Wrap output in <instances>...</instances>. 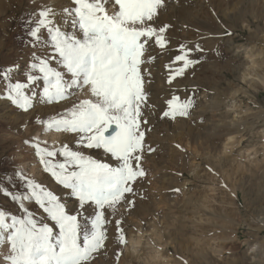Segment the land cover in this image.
I'll return each mask as SVG.
<instances>
[{
  "label": "snow or ice",
  "instance_id": "obj_1",
  "mask_svg": "<svg viewBox=\"0 0 264 264\" xmlns=\"http://www.w3.org/2000/svg\"><path fill=\"white\" fill-rule=\"evenodd\" d=\"M165 10L166 0H70L59 12L38 5L24 21L30 46L44 51L33 52L24 81L13 79L18 65L0 71L3 96L25 112L39 104L62 105V112L39 123L73 134L80 148H49L38 139L33 147L44 170L84 213L91 207L95 215L90 225L82 223L42 181L13 173L20 183L8 178L0 193L16 204L14 212L0 208V246L10 243L8 264H93L107 240L106 209L135 205L136 185L147 175L143 157L155 151L145 140L146 112L155 107L149 66L157 58L154 50L169 44L170 25L161 22ZM194 51L203 49L181 46L168 65L169 83L200 62L190 58ZM194 104L173 95L160 118L188 117ZM81 149H102L116 166ZM121 223L115 221L126 242Z\"/></svg>",
  "mask_w": 264,
  "mask_h": 264
},
{
  "label": "rangeland",
  "instance_id": "obj_2",
  "mask_svg": "<svg viewBox=\"0 0 264 264\" xmlns=\"http://www.w3.org/2000/svg\"><path fill=\"white\" fill-rule=\"evenodd\" d=\"M37 2V0H24L21 6L18 1L12 10L0 17V23H3L0 29V71L12 65H18L19 69L12 73L14 80L24 81L30 70L33 52L44 51L42 47L33 49L30 46L24 24L29 14L36 10ZM177 2L179 3L178 0ZM66 3L69 6L70 0H66ZM217 4L219 3L215 0L212 5ZM218 20L223 21V25H218L219 29H217L222 35L216 36L219 41L212 42L210 40L212 38H207L209 40L206 44L200 45L203 51H194L190 58L200 61L201 55L207 54V71H210L207 82L216 86L225 95L231 94L232 90L241 89V91L235 96V101L228 99L221 111L215 113L209 110L205 120L208 125L209 122L216 123L223 117L226 118L227 123L234 121L237 125L246 124L249 130L244 134L239 145L229 148L226 155H221L222 148L217 150L208 148L206 152H202L199 149L195 150L186 141L182 144L183 148H178L179 146L171 139V131L175 128V122L182 117L178 116L175 120L169 119L170 134L167 132L164 136L162 133L158 139L166 138L167 147L171 146L172 152L179 151L178 159L180 161L183 157L185 169L195 166L193 170L199 173L198 179L194 172H181L184 169L181 166L183 162L171 163L170 156L164 157L163 153V155L158 153V141L153 140L155 146L149 144L146 133V146L151 145L155 151L146 152L143 157L142 166L147 175L136 185V195L133 197L135 205L129 207L121 203L115 210L106 209L105 215L110 221L107 224V240L104 250L93 264H121L126 249L130 245L128 241L130 231L133 229L131 226L135 227L140 223L144 227L156 224L161 236H158L160 238L158 240H155L158 237H154L153 242L148 241L151 233L145 235L139 253L133 257V264H264V86L243 82L240 78L243 71L249 67L247 63H251L249 59L251 56L256 64L259 62L264 66V53L261 52V55L255 56V53L260 51L259 47L262 48L259 42H262L264 36V22L259 23L250 18L251 28L242 29L241 24L233 26L231 22L223 18ZM170 27L167 33L169 40V32L173 30V26L170 25ZM177 45L179 50L176 52L180 51L184 43L168 44L167 49L175 50ZM161 57L162 54L158 53L157 61ZM205 62H199L193 66L192 72L196 74V67L203 66ZM151 65L153 66L152 62ZM255 66L254 71L258 70L261 73L263 68ZM230 67L238 68L236 69L238 71L230 74ZM213 71L216 73L213 74ZM188 76L189 73L186 71L176 80L177 83L183 85ZM195 91L186 85L168 96V99L173 95L181 99L187 97L194 99V107L186 118L188 122L195 114L202 111V106L209 108L208 105L213 96L210 89L207 90V96L203 89ZM3 92L4 82L0 80V178H2L0 193L8 187V178H12L15 184L20 183L18 178L13 177V173L22 172L29 178L42 182L44 176L48 177L50 189L61 196L65 205L74 206L73 214L79 213L82 223L86 221L91 224L95 215L93 209L90 207L87 213L81 210L78 200L70 196L68 190L63 189L44 170L33 147V142L38 139L42 145L46 142L49 148L59 149L62 144L67 143L73 149L80 148L76 141L70 143L60 141L61 138H69L73 134L49 130L39 123V120L45 116H54L58 111L62 112L63 107L60 104H39L25 112L7 101ZM51 112L55 113L50 114ZM26 118L30 123L27 124L28 126H24ZM53 132L59 135L54 142L42 141V136H53ZM81 150L94 159L107 163L113 162V158L110 159L102 149ZM60 159L62 157H57V160ZM163 176L173 180L171 189L166 191L160 182ZM64 196L68 201L63 199ZM191 196L196 204L185 211L184 201ZM168 198H173L175 201L166 205L164 201ZM144 205L147 207L146 211L143 210ZM28 206L33 205L28 204ZM0 208L14 212L16 204L0 194ZM86 216L90 218L83 220ZM117 220L122 222L120 227L123 229L126 242L120 240V232L115 225ZM140 230L142 232L143 227L137 229V232ZM6 242L0 246V264H8L4 257L10 252V243ZM111 242L117 246L116 249H113ZM155 247L160 249L156 250ZM158 250L160 257L152 259V256L156 255L155 251ZM147 256H151L149 263L144 260Z\"/></svg>",
  "mask_w": 264,
  "mask_h": 264
},
{
  "label": "bare ground",
  "instance_id": "obj_3",
  "mask_svg": "<svg viewBox=\"0 0 264 264\" xmlns=\"http://www.w3.org/2000/svg\"><path fill=\"white\" fill-rule=\"evenodd\" d=\"M18 1H19V5L21 4L22 6L24 0H0V17L3 14H7L8 11L12 10L15 6V3L16 2L18 3ZM37 1H38L37 2L38 5L47 4L53 6L57 12H59L61 8L68 6L66 0H37ZM178 1L179 3L177 2V0H166V10L163 13L162 16L163 18L161 17L162 23H167L173 26L172 28L173 30L169 32V36H170L169 44L171 45L184 43V46H187L186 48H188L189 46L194 47L195 45L200 46L202 44H206V41H208L210 38H212L210 39L212 42H214V40L215 42H218L219 39L216 36L217 35H219L220 37L222 36L219 33V31H217V29H219L218 25L219 26L223 25V21L218 20L219 18H223V20L226 21L228 20L229 22L232 23L233 26L237 24H241L242 29L251 28L250 26L252 23L250 21V18L252 19V21L257 20L259 21V23L264 22V0H217V3L219 4H217L216 6L212 5L213 1L215 0H178ZM2 27H3V23H0V29ZM262 39H263L262 42H259L262 48L259 47L260 51H258L257 54L255 53L256 57H258L257 55H261L260 54L261 52L264 53V36L262 37ZM178 46L179 45H177L175 50H169L167 48L164 50H160L156 48L153 52V54L156 57L158 53L159 54L161 53L162 57L158 61L156 58V61L152 62L154 67L151 64L149 66V70L154 77V78L151 77V85H150L151 102L155 101L154 103L155 107L151 109L150 112H146L149 121L146 127L150 129L149 131H146L147 136L149 137V144L155 146L153 140H155V142L158 141L159 144V146H157L158 153H161V155L164 154V157H166V155L170 156L169 161H171V163L178 164L180 163V161L183 162V164L185 163L183 157L182 158L180 157L181 160L179 161L178 159V156H180V154H178L179 151L178 153H175V151L172 152L173 150H170L171 146L170 148L167 147L166 138L158 139V137H161L160 135L162 133H164V136H166L167 132L168 134H170L169 129L171 123L169 122V118H163V119L160 118V110L162 107H164V101L168 99V96L177 92V90H180L181 87H185L187 85L196 91H198L199 89L205 90L204 94H206V96H207V90L210 89L211 93H213V96L210 101V105H208L209 108H207L206 106H202L201 107L202 111L199 114H195L194 116L192 115L193 117L191 116L192 119L189 120L190 122L186 121L187 117H182V119H179L177 122H175V128L171 131V139L179 146V147L177 146L178 148L181 147L183 148L182 144L184 141H186V143L188 145L191 144L195 150L199 149L202 152H206L208 148H213V149L216 148L215 150H217V148H222L220 154L226 155L229 148L232 149L234 146L240 144V142L244 138V134L247 132V130H249L248 126L246 124L237 125L234 121L227 123L226 118L223 117H221L219 121H217L216 123L209 122V124L207 125V121L205 120V118L209 110H212V112L215 113L221 111V108L225 106L226 101L228 99L229 101H235V96L241 91V89L232 90L231 94L225 95L222 92H220L216 86H213L211 83L207 82V75L210 73V71H207V67H208L207 54L201 55L200 62L203 61L206 62L203 64V66L198 65L196 67V71H197L196 74L192 72L193 66L189 67L186 70L188 71L189 76L186 78V82L183 85L177 83L176 81L181 76H177L176 79L172 81V83H169L168 79L170 73H169L168 65L172 63L177 53L179 54L181 53L180 51L176 52L177 50H179ZM249 59H251V63H247V66L249 67L244 71L241 69L243 71V74H241L240 76L241 80L243 82L254 83L257 85L261 84V86H264L263 63L258 62V64H256V62L252 59V56L249 57ZM210 65L215 66L214 64H210ZM255 65H258L257 66L258 68H263L261 73L258 70L254 71L256 67ZM179 66H180L179 64H173V68H177ZM231 67L229 72L230 74L232 72L238 71L236 70L238 68L235 69V67L234 68ZM241 70L239 69V71ZM215 73L216 72L213 71V74ZM231 104L232 107H234L233 102ZM3 109L7 110L8 108H3ZM53 113L55 112H51L50 114ZM27 124L29 125L30 123H28L26 118L24 122V126H26ZM52 134H54V132ZM57 136L59 135L54 134L53 136H42L41 138L42 141L49 140L51 142H54ZM76 139L77 138L74 135H71V137L69 138L67 137L61 138L60 141L63 140L62 143L65 141L70 143L76 141ZM167 153H171V154L169 155ZM111 164H113V166H116V161L114 158ZM183 164L181 166L184 169L180 167L182 169L181 170L182 173L186 171L189 173L194 172L196 179L199 178V173L193 170L195 166H192V168L189 167V169H185L184 167L185 164L184 165ZM160 182L162 188L165 189L164 191H166V189L167 190L171 189L170 187L173 183V180L170 177L167 178L166 176H163L160 178ZM43 183L49 189L51 188L50 180L48 179V177L45 176L43 177ZM67 197L65 198L64 196L63 199L65 201H68ZM174 201L175 200L173 198H168L164 201V203L166 205H170ZM195 204L196 201L192 198V196L187 198L184 201L185 211L189 210L190 206L191 207L195 206ZM66 207L68 211L72 212L71 214H73L74 206L71 204L70 205L67 204ZM146 208H147L146 205H144L143 210L146 211L147 210ZM89 218L90 216H86L85 218H83V220H88ZM131 227H133V229L130 231V240L128 241V245L129 244L130 245L128 247L126 245L127 247L126 254L121 264H133V259H134L133 257H135V255L139 253L140 250L139 248L142 246V242L145 238V235L151 233V238L148 241H153V242L155 240L160 239L159 237L161 236L159 234L158 227L156 224L154 225L149 224L148 226L144 227L140 223L135 227L134 225ZM142 227H143L142 232L141 230L137 232V229ZM154 237L156 238L158 237V238L154 240ZM110 244L112 245L113 249L117 248V246L114 243L111 242ZM147 245L150 244L147 243ZM157 249H160V247H157L156 250ZM155 252L156 255L152 256V259L155 258L158 259L160 257L159 255L160 251L158 250ZM150 258L151 256H147L144 258V260L148 261L149 263V260H151Z\"/></svg>",
  "mask_w": 264,
  "mask_h": 264
}]
</instances>
